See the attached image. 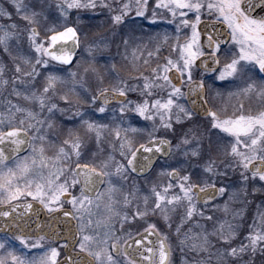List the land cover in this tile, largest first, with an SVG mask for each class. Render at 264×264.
Wrapping results in <instances>:
<instances>
[{
  "label": "rangeland",
  "instance_id": "1",
  "mask_svg": "<svg viewBox=\"0 0 264 264\" xmlns=\"http://www.w3.org/2000/svg\"><path fill=\"white\" fill-rule=\"evenodd\" d=\"M165 2L0 0V134L21 128L32 143L23 158L0 162V204L35 201L47 213L72 207L82 238L77 250L97 257V264H121L120 258L113 263L108 245L127 238L115 234L124 222L133 227L129 236L156 229L170 245V264H264V174L247 172L249 163L264 157V101L250 95L255 92L245 87V76L221 110L233 115L235 105L259 117L193 118L180 102L182 91L172 88L166 74L175 68L187 81L191 78L199 54V19L179 18L175 9L165 16ZM52 22L64 30L62 40L79 38L71 68L47 53L56 43L49 38ZM170 39L179 46L178 56L166 57L160 67L150 65V52L160 60L162 45ZM104 90L126 94L131 102L102 107L95 98ZM207 104L219 106L220 112L219 104L208 98ZM115 111L136 112L151 139L162 135L175 142L172 157L144 180L122 167L133 148L115 143L123 130L114 122ZM216 143L226 147L225 160ZM75 165L105 174L97 198H81ZM171 170L178 172V180L167 179ZM231 173L238 179L231 180ZM225 176L233 190L227 204L198 206L192 186H213ZM65 193L72 195L68 203L60 200ZM138 214L145 216L133 221ZM62 247L43 239L0 237V264H54Z\"/></svg>",
  "mask_w": 264,
  "mask_h": 264
},
{
  "label": "flooded vegetation",
  "instance_id": "2",
  "mask_svg": "<svg viewBox=\"0 0 264 264\" xmlns=\"http://www.w3.org/2000/svg\"><path fill=\"white\" fill-rule=\"evenodd\" d=\"M165 1H166L165 9L163 7L165 16H168L170 10L175 9V14H178L179 18H198L199 19L198 23H200L201 21H209L215 23V25L213 26V30L210 33H206V35L212 40V49L210 52L202 49V47L200 46V35L197 32V30H196V34L198 38V53H199L197 58L208 54L214 56V58L217 60L216 68L212 70H200L195 68L193 63L192 68L190 69L191 78H189L188 81L185 75L183 74L181 75L179 73L182 79V86L180 88H176V90H181L183 95H185L186 88L191 83L198 82L204 88V98L206 99L205 101H207L208 98L210 99V103L219 104L220 112L218 109L219 106L216 105L215 107V106H211V104L210 105L208 104L207 108H208L209 116L207 115L206 117L200 118L191 111H188V113L190 115L192 114L191 116H193V118L199 119V121L206 120L210 118L211 115L214 114L215 115L218 114L223 118L226 117L233 118V117H241V116L243 117L250 116L253 118L259 117V114L247 115V113H245L244 111L238 110L235 107V105H234L235 109L234 111H232L233 115H231L230 114L231 112H228L226 110H221V105L225 106L226 103L232 102L230 99L235 95L236 92L235 88L239 87L240 85L243 86L242 82L244 81L245 76L247 77V80H249L247 82V85L250 88L247 87L246 85L245 87L255 92L250 95L256 99L257 96H259V98L261 99L259 102L264 101V0H165ZM226 36H227V40L225 41ZM111 106L116 107L119 106V104H114ZM135 113L136 112H132V111H127L122 113L120 111L114 112V117H115L114 122L118 125L117 127L120 128L121 125L123 127L122 132H119V134L117 133L115 136L116 145L119 146L122 141V143L125 142V144L131 145L134 150L146 144L149 141L156 139H166L170 144L171 155H172L173 146L175 143L174 140L163 137L162 135H160V137L151 139V137L146 134L147 132L145 133V131H142L145 128L139 126L140 120H136V121L132 120L134 122L133 125H131V123L126 122L127 120H124L125 118L131 119V117ZM212 131L218 132L221 130L215 128ZM217 145L223 148L220 149V152H224L220 160H223L222 158H224L225 160L226 149L224 150V148L226 147L221 146L219 144ZM257 160L262 161L264 163V157L263 159H255L252 162ZM159 162H163V161H158L155 167L158 166ZM251 163H249V165ZM249 165L247 166V172L250 173L251 176H261L264 174V173L263 174L251 173L249 171ZM122 167L123 169L125 167V169L127 170L126 162L123 161ZM171 171H169L168 174ZM100 173L104 177V185H105L106 176L101 171ZM214 173L216 175L218 174V171L215 169ZM128 175L137 180H144L145 178L148 177L146 176L143 178H136L130 175L129 173ZM150 175L151 174H149V176ZM229 178L231 180L238 179V177L237 178L234 177L232 173L230 174ZM75 182H76L75 186L77 187L81 198L83 197L86 200L97 198L102 191L101 190L98 196H96L95 198H88L81 193L76 179ZM219 182H222L223 185ZM229 184H230V180H228V176L227 177L225 176L222 177L221 181H217L214 185L212 184L213 186H209L208 188H213L216 190L217 196L210 204L202 205V206L204 207L209 206L212 208L217 205L225 206L227 204L226 200L231 198L233 192V190L231 189L232 186L229 187ZM193 188L194 186H192L191 188L192 198H193V193H192ZM68 194L70 195L68 200L69 202L70 199L72 198V195L70 193ZM67 209H69L71 212L73 210L72 207L71 209L70 208ZM144 216L142 214H138L137 216H135V219L134 218L132 219L133 221H141ZM135 224L136 223H132L133 226H135ZM129 225L131 224L124 222L120 227L115 229L116 237L119 238H123V236L127 237L125 240L120 239L118 242L111 241L108 245V255L113 260V263L117 261L118 258H120L118 260V263L135 264L131 262L124 255L123 247L130 239L134 238L135 236L149 229H152V227H148L143 230L140 229L136 231L133 235L129 236L127 230L129 231L131 228H133L130 227ZM76 227H77V223H76ZM77 231H78V227H77ZM78 236L79 239H78V244L75 247V251L87 255L88 257H90V259H92L94 264H97L99 261L97 257L90 256L84 251L82 252V250L81 251L77 250V247L80 244L79 242L82 239V238L80 239L79 231H78ZM0 237L10 238L11 240L16 239L17 241L35 240V239L15 238L5 234L4 235L0 234ZM112 244H116L120 248L119 253L116 256H113L112 254V249H111Z\"/></svg>",
  "mask_w": 264,
  "mask_h": 264
},
{
  "label": "water",
  "instance_id": "3",
  "mask_svg": "<svg viewBox=\"0 0 264 264\" xmlns=\"http://www.w3.org/2000/svg\"><path fill=\"white\" fill-rule=\"evenodd\" d=\"M215 23L202 22L198 25L200 33V45L206 51H211L212 44L205 35L213 30ZM56 43L50 54L60 57L67 52L69 63L74 59L78 51V37L75 35L69 41ZM214 65V66H213ZM217 61L211 55L202 56L194 62V66L200 70L215 69ZM170 83L179 87L180 75L171 70L167 74ZM186 99L190 109L199 117L208 115V108L204 98V88L198 83L190 84L186 91ZM126 97L111 92H104L97 96V101L103 105L116 102H124ZM30 147L29 135L19 129H12L0 135V162H11L27 153ZM170 154V144L166 140L152 141L136 149L127 161L129 172L136 177L148 175L159 159H166ZM249 171L253 174L264 172L263 162H253L249 165ZM75 176L81 192L88 197H95L103 186V177L100 173L86 167H76ZM178 178L176 172H171L169 179L175 181ZM196 201L206 204L213 201L216 190L213 188L200 191L193 189ZM69 195H63L62 200L68 201ZM0 234L11 235L15 238H45L53 243H66L64 258L57 264H94L92 259L85 254L74 252L78 242V233L73 216L69 210H60L47 215L41 204L37 202H23L0 207ZM112 254L116 256L119 248L112 244ZM125 255L139 264H168L170 251L162 238L153 230L146 231L135 237L124 246Z\"/></svg>",
  "mask_w": 264,
  "mask_h": 264
},
{
  "label": "trees",
  "instance_id": "4",
  "mask_svg": "<svg viewBox=\"0 0 264 264\" xmlns=\"http://www.w3.org/2000/svg\"><path fill=\"white\" fill-rule=\"evenodd\" d=\"M42 19V18H41ZM41 19H40V21H41ZM60 19V18H59ZM54 21V20H53ZM57 22H59V20H57ZM63 22L64 21H60L59 23H60V25L61 24H63ZM53 25V26H52ZM57 25V26H56ZM63 25H66V23L64 22V24ZM60 26L57 24V23H54V22H52L51 24H50V28H55V29H52L51 31H50V35H52V34H54V33H59V32H61V31H64V30H59V29H57V28H59ZM47 29H49V27L47 28ZM48 34V35H49ZM49 35V36H50ZM174 42H172V43H170V41H168L165 45L167 46V47H164V48H162V52H161V56L159 57V59L161 58L162 60H164L166 57H168V58H175V57H177L178 56V52L179 51H177V47H178V45H175V43L173 44ZM164 45V44H163ZM175 50V51H174ZM150 54L153 56V59H151L152 60V62H151V64L150 65H153L154 64V67H157V65H160V60H158V57H157V55H154L155 53H153V51L152 52H150ZM150 54H148V55H150ZM147 55V56H148ZM160 101H162V99L160 100ZM162 103V102H161Z\"/></svg>",
  "mask_w": 264,
  "mask_h": 264
}]
</instances>
